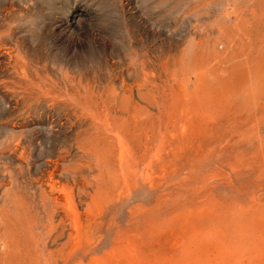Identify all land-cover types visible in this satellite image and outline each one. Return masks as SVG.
I'll use <instances>...</instances> for the list:
<instances>
[{"label":"rangeland","instance_id":"374dc122","mask_svg":"<svg viewBox=\"0 0 264 264\" xmlns=\"http://www.w3.org/2000/svg\"><path fill=\"white\" fill-rule=\"evenodd\" d=\"M123 86L126 104L63 122L64 90ZM153 122L157 153L140 163L149 133L137 127ZM90 125L114 146L104 198L75 203L60 254L42 261L35 239L16 233L0 241V264H264V0H0V209L36 203L42 167L59 157L93 189L97 172L72 147ZM119 154L137 166L127 190Z\"/></svg>","mask_w":264,"mask_h":264},{"label":"bare ground","instance_id":"6f19581e","mask_svg":"<svg viewBox=\"0 0 264 264\" xmlns=\"http://www.w3.org/2000/svg\"><path fill=\"white\" fill-rule=\"evenodd\" d=\"M200 62V61H199ZM201 63V62H200ZM195 65V64H194ZM136 68V67H135ZM137 76V74L135 75ZM134 76V77H135ZM139 77V76H138ZM121 78V77H120ZM119 78V79H120ZM136 78V77H135ZM26 79V78H25ZM146 79V78H145ZM137 80V79H136ZM139 80V78H138ZM137 80V81H138ZM71 81V80H70ZM195 82V81H194ZM142 83V82H140ZM124 84V83H123ZM122 84V85H123ZM138 84V83H137ZM142 85V84H141ZM49 86V85H48ZM138 86V85H137ZM81 87V86H80ZM126 87V90L124 89L122 92V94H117L113 92H109V93H105L106 91H100V90H96L97 92L94 91H89V90H85V91H76V90H71L68 93H65L66 90H64L65 92L62 93L61 95H63V102H67L66 104L68 105V103L70 104V107L72 108L69 113L66 115V118L64 119L63 122L68 121L69 119H71V117L73 116V110L78 109V111L80 112H89L91 114V110L95 107H99L100 109H104L106 106L108 107L109 105L115 104L116 102H118L119 100L122 101L124 98V96L126 94V97L128 98L129 95L131 96V88H128L127 86H123ZM140 87V86H138ZM76 88V87H75ZM74 88V89H75ZM114 88V87H113ZM141 89L143 87H140ZM138 88V89H140ZM73 89V88H72ZM77 89V88H76ZM96 89V88H95ZM92 90V89H91ZM105 90V89H102ZM54 91V90H53ZM143 91V90H142ZM56 92V91H55ZM133 92V91H132ZM137 92V91H136ZM150 92V91H149ZM141 94L144 93H137L136 95H134V97H141ZM60 95V94H59ZM145 95V94H144ZM143 95V97H145ZM126 98V99H127ZM138 98V100H139ZM129 99V98H128ZM146 100V97H145ZM153 100V99H152ZM119 101V102H120ZM132 101H134L132 99ZM136 101V99H135ZM154 101V100H153ZM139 102V101H138ZM156 102V101H155ZM123 103L126 104V101L123 100ZM142 103V102H141ZM146 103V102H145ZM151 103V102H150ZM121 104V103H119ZM130 104V103H129ZM132 104V103H131ZM136 104V103H135ZM138 104V103H137ZM154 104V102H153ZM66 105V106H67ZM65 106V107H66ZM69 107V108H70ZM122 107V105H121ZM143 107V106H142ZM99 108H98V113H99ZM128 108V107H126ZM132 108V107H131ZM134 108V107H133ZM141 108V107H140ZM155 108V107H154ZM106 109V108H105ZM114 109V108H113ZM124 109V108H123ZM122 109V111H123ZM67 110V109H65ZM94 110V109H93ZM97 110V109H96ZM109 110V109H108ZM117 110V109H116ZM125 111H127L126 109H124ZM143 110V108H142ZM155 110V109H154ZM68 111V110H67ZM102 111V110H101ZM110 111V110H109ZM114 111V110H113ZM121 111V110H119ZM95 112V111H94ZM118 112V111H117ZM144 112V111H143ZM151 112V111H150ZM67 113V112H66ZM77 113V112H76ZM119 113V112H118ZM127 113V112H124ZM124 113L121 115L123 116ZM133 113V112H132ZM138 113V112H137ZM141 113V112H140ZM78 114V113H77ZM97 114V113H96ZM94 115L95 118L94 120L100 123V118L98 119L97 115ZM117 114V113H116ZM136 114V113H133ZM157 114V113H156ZM81 113L79 114L80 117ZM107 115V114H106ZM120 115V114H119ZM144 115V114H143ZM151 116V113L149 114ZM100 116V113H99ZM111 116V115H110ZM113 116V115H112ZM125 116V115H124ZM134 116V115H133ZM141 116V115H140ZM153 118L155 117V115H152ZM52 117V116H51ZM127 117V115H126ZM136 117V116H135ZM134 117V118H135ZM73 119V118H72ZM78 119V118H77ZM83 119V118H82ZM85 119V118H84ZM126 119V118H125ZM143 119V118H142ZM159 119V118H158ZM74 120V119H73ZM140 120V118H139ZM157 120V119H156ZM84 121V120H82ZM93 121V120H92ZM91 121V122H92ZM153 121V120H152ZM103 121H101L102 123ZM162 122V121H161ZM56 123V122H55ZM77 123V126H79L80 128L81 126V122L79 123V119L78 122H74ZM124 123V122H122ZM98 125L97 123H93ZM168 124V123H166ZM76 124H74L75 126ZM103 125V124H102ZM106 125V123L104 124ZM109 125V124H107ZM52 126V125H51ZM86 126V125H84ZM89 126V125H88ZM101 126V125H99ZM87 127V126H86ZM109 128V126H107ZM111 127V126H110ZM123 127V126H122ZM165 127V126H164ZM163 127V128H164ZM102 129H100L99 127H95L94 125L91 127H88L85 130H81L78 131L73 138V149L77 152H79L83 157V160L80 157L81 161H84L86 164H88V166H91L92 169L94 171L97 172V174H95V176L92 178V181L94 182V188L90 189V184L87 182H84L83 180H78L77 177L75 176V174H77L76 171V166L77 164L71 159L68 163V166H63V157H59L56 159H51L53 161H47L46 164L44 165V168L42 167V169H44V176L41 175V177L39 178L38 182H37V192L36 194H32L31 198H32V202L34 203L36 201V203L34 204H30L27 202H19V206L17 207L16 205L13 207V203L10 204L11 208H14L13 210V215L7 214V212H11L10 210L8 211H4V207L3 209H0V241H2L3 245L6 247H8L9 245H11L10 243H8L7 238L10 237H14L15 234H20V236H18L19 238L21 237L22 239H24L25 237L27 238H32L35 239V248L38 250L39 254L43 257L42 261L46 259V256L49 255L50 253H52L54 256L58 255L61 253L63 247L68 244V242L72 239L73 234L72 232L75 230V227H77V219L79 216V212L76 210V202L77 203H81L80 200L82 198H84V211L85 210H90V207H92V205L96 204V202H99L100 200H102V198H104L103 196V191L101 190V187L98 186V183H100V181H102V174L105 173L106 167H105V162L110 161L109 158V153H111L113 151V143H107L105 142L104 138L102 137V132H103V127L101 126ZM113 129V128H112ZM165 129V128H164ZM60 130V129H59ZM71 130V129H70ZM141 130H148V136L145 137V139H143L141 141V139H139V144L141 145V150L139 149L138 151V161L140 163H143L145 160V155L147 151L152 152V155L155 156L157 153V128H156V124L153 122L152 124L149 125V127H146L144 125L142 126H138L137 127V131L141 132ZM200 130V129H199ZM64 131V130H63ZM73 131V130H72ZM105 131V130H104ZM108 131V130H107ZM200 132V131H199ZM74 133V132H73ZM51 134V133H50ZM107 134V133H106ZM112 134V133H111ZM110 134V136H111ZM109 135V134H107ZM119 135V134H118ZM114 136V135H113ZM115 137V136H114ZM160 137V136H159ZM117 140V138H116ZM72 142V140H71ZM18 144V143H17ZM117 144V143H116ZM123 144V143H122ZM124 145V144H123ZM151 145V146H150ZM16 146V145H15ZM148 146H150V148H148ZM17 147V146H16ZM118 147V146H117ZM134 147V145L132 146ZM52 148V147H51ZM16 150V149H15ZM51 151V150H50ZM135 151V150H134ZM133 152V151H132ZM136 152V151H135ZM77 153V154H79ZM62 154V153H61ZM60 154V155H61ZM66 154V153H65ZM56 155V154H55ZM54 155V156H55ZM113 157L115 156L114 154H112ZM111 155V156H112ZM133 156L135 155L134 153L132 154ZM62 156V155H61ZM64 156V154H63ZM69 156V155H68ZM79 156V155H78ZM66 157V156H65ZM77 158V157H76ZM135 158V156H134ZM67 159V158H66ZM133 157L128 156V157H123L121 154H119L118 157V161H119V176L122 178L123 181V188L120 190H123L124 188H126V190L128 189V186L130 185V180L128 177L130 171L133 170L132 166H135V168L137 167L135 164L133 165L132 162ZM105 160V161H104ZM109 160V161H108ZM136 160V159H134ZM83 163V162H82ZM136 163V162H135ZM65 164V163H64ZM117 166V165H115ZM80 165L77 167L79 168ZM142 167V166H141ZM159 167V166H158ZM117 169V168H114ZM137 169V168H136ZM87 171V169H86ZM115 171V170H114ZM93 172V171H92ZM110 174V172H108ZM107 173V174H108ZM140 173V171H139ZM142 173V172H141ZM144 173V170H143ZM42 174V173H41ZM118 175V171L116 173ZM91 175V174H90ZM111 175V174H110ZM148 175V174H147ZM79 176V175H78ZM93 176V175H92ZM144 176V175H143ZM81 177V176H79ZM104 177V176H103ZM117 177V176H115ZM149 177V175H148ZM90 179V178H89ZM105 179V178H104ZM115 179V178H114ZM148 179V178H147ZM141 180V179H140ZM70 182V185H61L62 182ZM107 181V179H106ZM138 181V180H137ZM142 181V180H141ZM145 181H147L145 179ZM140 182V181H139ZM114 183H118L115 182ZM112 182V185L114 184ZM92 185V183H91ZM105 185V184H102ZM108 185V184H107ZM121 185V184H119ZM135 185V184H134ZM133 185V186H134ZM148 185H150L151 190H156V182H155V177L152 178V182ZM93 186V185H92ZM115 186V184H114ZM131 186V185H130ZM137 186V185H136ZM108 188V187H107ZM117 188V186H116ZM24 189V188H23ZM67 189V190H66ZM103 189V188H102ZM106 190V188H104ZM25 190V189H24ZM89 190V191H87ZM114 191V190H113ZM116 191V190H115ZM108 192V191H105ZM117 192V191H116ZM122 192V191H120ZM119 192V193H120ZM128 193V192H127ZM125 194V193H124ZM118 195V194H117ZM121 196V195H120ZM113 197V196H112ZM110 197V199L112 198ZM125 197V196H124ZM109 198V197H108ZM114 198V197H113ZM118 199V196L116 197ZM115 199V198H114ZM123 199V198H122ZM107 200V199H106ZM112 201V200H111ZM30 202V201H29ZM107 202V201H106ZM110 202V201H108ZM115 202V201H113ZM83 203V202H82ZM116 203V202H115ZM106 204V203H104ZM113 204V203H112ZM23 205V206H22ZM98 205V204H97ZM101 205V204H100ZM99 205V206H100ZM108 205V203H107ZM114 205V204H113ZM10 208V209H11ZM93 208V207H92ZM94 209V208H93ZM96 210V209H95ZM92 211V210H91ZM6 212V213H4ZM91 213V212H90ZM93 213V212H92ZM100 213V212H99ZM101 214V213H100ZM90 216V215H87ZM13 217V219H12ZM82 217V216H81ZM97 217V216H95ZM100 217V216H99ZM97 217V218H99ZM3 218H5L3 220ZM84 218V217H83ZM88 218V217H87ZM86 218V219H87ZM96 218V220H97ZM103 217H101L100 219H102ZM93 219H95L93 217ZM90 221V219H88ZM13 221V222H12ZM94 221V220H92ZM101 222V221H100ZM2 224V225H1ZM85 225V224H84ZM61 226H65L68 227V229H65V236H64V240L63 242L62 239L60 238L61 233H59ZM85 227V226H84ZM87 227V226H86ZM70 228V229H69ZM79 228V227H78ZM87 229V228H85ZM78 230V229H77ZM81 230V229H80ZM79 230V231H80ZM78 231V232H79ZM98 231V230H97ZM88 235V232H86ZM85 233V234H86ZM92 235V234H91ZM116 235V234H115ZM75 236V235H74ZM83 236V235H82ZM81 236V237H82ZM94 236V235H93ZM84 237V236H83ZM88 236H86L87 239ZM92 237V236H90ZM98 237H100L98 235ZM59 238H60V242H59ZM94 238V237H92ZM117 238V237H116ZM30 240V239H29ZM73 240V239H72ZM79 240V239H78ZM89 240V239H87ZM85 241V240H84ZM93 241V240H92ZM118 241V239L116 240ZM31 241H29L30 243ZM76 242V241H75ZM119 242V241H118ZM20 243V241H19ZM24 244V242H22ZM21 243V244H22ZM79 243V242H78ZM89 243V242H88ZM20 244V245H21ZM48 244H52L54 245V247L50 249H47ZM71 244V243H70ZM73 244V243H72ZM96 244V243H95ZM27 244H24V246ZM29 245V244H28ZM31 245V243H30ZM75 245V243H74ZM73 245V246H74ZM77 245V244H76ZM75 245V246H76ZM92 242L90 244V247L92 246ZM101 245V244H100ZM121 245V244H120ZM22 246V245H21ZM51 246V245H50ZM115 246V245H114ZM122 246V245H121ZM27 247V246H26ZM26 247L23 249L26 250ZM82 247V246H81ZM89 247V248H90ZM99 247V246H98ZM101 247V246H100ZM28 248V247H27ZM77 248V246H76ZM88 248V247H86ZM83 249V248H82ZM94 249V248H91ZM119 249V248H117ZM22 250V249H21ZM30 250V249H29ZM86 250V249H85ZM84 250V251H85ZM90 250V249H89ZM88 250V252H89ZM27 251V250H26ZM82 251V250H81ZM22 252V251H21ZM72 252V251H70ZM68 252V253H70ZM81 253V252H80ZM79 253V255H80ZM23 254V253H22ZM29 254V253H28ZM24 255V254H23ZM76 255V254H75ZM93 255V254H92ZM22 256V255H21ZM73 256V255H72ZM82 257V256H81ZM20 259V258H18ZM71 259V258H70ZM93 259V258H92ZM125 259V258H124ZM73 260V259H72ZM19 261V260H18ZM24 262V261H23ZM38 262V261H37ZM40 262V261H39ZM94 262V261H93ZM23 264V263H22ZM45 264V263H44ZM116 264V263H115Z\"/></svg>","mask_w":264,"mask_h":264}]
</instances>
